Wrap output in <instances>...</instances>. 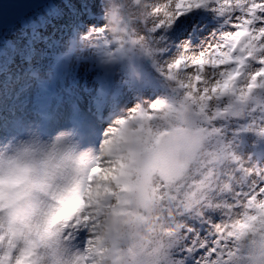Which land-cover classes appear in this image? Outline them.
<instances>
[{
    "label": "rangeland",
    "instance_id": "1",
    "mask_svg": "<svg viewBox=\"0 0 264 264\" xmlns=\"http://www.w3.org/2000/svg\"><path fill=\"white\" fill-rule=\"evenodd\" d=\"M50 1H44L42 5L37 8L36 10L32 11L28 15H26L22 20L15 23L12 28H4L0 32V49H2V54L0 55V75L7 73L10 74V69L8 70V67H11V63H4L7 59V56H11L10 59L11 62H16V60L23 61V58L26 55H37V50L39 52H42L43 55L46 57H52L55 55V57L61 56L59 61L60 66V78H64L63 80L59 81L57 85V91L55 92V96L51 103L46 106L44 109L45 112H65L68 109L69 104L73 99H76L79 97V95L83 94L88 97V93L93 94L94 88L96 83L94 82V79L90 77V79H87L85 72L90 69L88 67V63L86 62H77L76 56L78 53L72 52L71 55H69V49L72 39V33L70 36H67L68 33L71 31H66V29L60 30L57 29V25H54V30L57 31L56 34L49 35L47 34L48 30L43 34L41 32V39H38L36 41L41 42L42 44L33 46L30 43L31 38H29L31 33H36L39 31L38 26H43L47 24L50 26L53 20V17L60 18L64 17L62 14H70L72 17L75 13L77 7L79 5L76 4L72 5L67 2V8L62 7L63 5L60 4L61 1L59 0H51ZM107 0H93V3L89 9V19L98 21L100 25L106 24L107 21H101L106 14L105 10V3ZM114 1L113 5L110 6V8L117 9V11H120L121 5H127L126 8L122 9V15L125 17V23L122 26L123 30L118 31L114 34V39L112 41H102L100 46V54L97 55L98 58L103 57L107 58L110 54L112 56H119L118 59H115L113 63H105L103 62L101 68H99L98 71H101L102 73L108 72V76L106 78V84L107 88L110 85V82L114 79H119L121 76V69L119 67V64H121L125 60L134 61L138 66H140L143 70L149 72L152 74V76L155 78L153 81V84L151 87H149L145 93H144V99L147 100L149 97L155 99L157 97H160L162 99L171 100L176 97V92L174 91V82H169L165 76L161 75L160 72L156 68V62L153 58H150L149 56L143 54L140 50V48L137 46V44H133L131 42L124 43L122 45L118 44V41L124 40L126 37H130V40L134 41L137 40L138 37L144 36L147 32V28L150 27V25H147V22L144 21L142 10L138 9L135 4L133 3V0H112ZM66 3V2H65ZM60 4V5H59ZM53 5H55L56 8H53ZM57 11H60V14H55ZM47 15L46 19L44 15ZM40 18H36V17ZM59 16V17H58ZM67 21V19H64V21L59 25H64ZM19 26L17 27V25ZM228 23L224 22L222 16L218 17L213 14V12L208 11L207 9H197L194 10V12L189 13L187 16H181L179 20L175 22V24L169 29L168 31L164 33H160L165 39H167L168 44L170 46L175 45L178 46L180 41H183L182 36L184 33H186V37L191 39V43L194 47L199 48L201 45L207 47L208 44L213 42L214 34H219L224 32V28L226 27ZM147 25V27H146ZM197 25L199 26L197 30ZM16 27L15 29H13ZM22 27H24L22 30H20ZM38 27V28H37ZM69 30V29H67ZM231 30H235L231 27ZM156 36L157 34H153ZM241 35V34H239ZM240 37V36H239ZM261 40L260 35L252 36L250 33H246V35L243 36V39L241 43L237 46V51L240 54L239 59L236 61L239 63H244L249 57H254V54L257 53L260 49L258 47L259 41ZM35 41V40H33ZM187 41V40H186ZM112 43H117V46L121 49L120 53H117L116 48H109V45ZM231 43H236L235 40L231 41ZM5 44V45H4ZM6 44L10 46H22V47H28L26 50V53L21 54H13L11 53L12 50L10 49V46H6ZM50 46V49H47V46ZM171 47V50L165 49L163 56H166L167 59H171L176 54V47ZM31 48L32 51H29ZM228 50L224 52L218 53L219 60L217 61V64L223 63L225 64V61L228 57ZM28 52V53H27ZM103 52V54H102ZM234 53H236V50H233ZM93 54L96 55V50H93ZM17 57H16V56ZM22 56V57H20ZM39 56V55H37ZM63 56L67 57L72 62V67L69 69L68 73L65 74L64 70L61 68V65L65 62V58ZM75 56V57H74ZM234 56V55H233ZM74 57V58H72ZM30 58V57H29ZM29 58H26L28 60ZM236 58V57H235ZM25 60V63H26ZM51 60V59H50ZM53 60V59H52ZM51 60V61H52ZM50 61V62H51ZM48 61V64L50 63ZM53 62H56L55 59ZM203 62L201 61V65ZM54 63L52 64V66ZM92 65V64H91ZM241 65V64H240ZM29 66L26 65L25 68H28ZM94 67V66H93ZM95 67H99V65H95ZM239 67V66H238ZM5 68V69H2ZM22 68L21 73L25 71L26 76H24L27 80L30 78L27 72V69L24 70ZM33 69V68H31ZM33 74H35L31 70ZM230 71V70H229ZM46 72V78L45 80L48 81L51 75V69H45ZM235 72V71H234ZM234 72L230 71V79H226L224 84L231 83V77L233 76ZM239 72V70L237 71ZM259 75H264V73H258L254 76H252L251 82L248 81L247 75H242V72H240L239 77V85H235L230 91L229 96H225V100L223 101L224 110L221 113H226L231 110V108H235L237 111L238 116L236 117H226L227 122L233 123L235 127H237L238 123H236L237 120L240 118H246L248 119V124L245 125V127L241 128V130H235L238 135L242 137L240 140V144L243 146V149L246 150V154L248 156H252L253 150L256 151L257 157L259 158L262 154H264V146H257L256 144V132L255 129L252 131H249V127L253 125L256 121L263 120L264 121V112H261L260 110L264 108V88H261L259 85L255 83V80ZM2 77V76H1ZM33 80H36V78H32ZM30 79L29 84L31 86H27V84L22 86V90L17 91V94H19V98L14 100V93L15 87H19V83L15 82L14 80L6 81L7 89L5 92L7 94L2 95L4 92H0V100L4 99V102L0 106L2 109H7L8 111L4 110L0 112V118H3L5 120H10L13 118H18L21 120H34L37 117V114L40 113L43 110L44 106L36 104V102L32 101L33 98L28 97L29 94L33 95L34 91L38 88L37 82ZM32 82H34V86H32ZM74 81L76 82L74 86ZM89 81L91 84H89ZM55 85V88H56ZM16 87V88H17ZM106 88V89H107ZM220 94L225 95V90L222 88L220 90ZM246 96V98H245ZM128 97L130 99V106L123 108L118 115L117 118H119V115L124 114L127 112V108H131L137 103H139L134 96L128 94L127 92L121 97ZM31 100V105L29 104V100ZM135 99V100H134ZM27 103L29 105H27ZM88 104V101L85 102ZM120 103V101H119ZM7 104V106H6ZM10 106V107H8ZM23 110V111H17ZM25 109H29V111H24ZM82 111V110H81ZM84 112V111H83ZM151 113V112H150ZM220 113V114H221ZM154 114V113H153ZM4 116V117H2ZM152 117V116H150ZM129 122V125H125L124 123ZM166 123V121L164 122ZM224 125H221L223 127ZM231 127V126H230ZM121 128H127V131H129L128 135L132 139V129L144 130L147 134L151 131L154 132L155 138L162 136L163 139H165L164 134L170 133V131L167 128H164L162 126V122L158 121L156 119L150 120V121H144L140 120L139 118L133 120L132 118L129 119V121H122L117 128H113L105 139V141L101 144L102 137H97L92 140H84L80 135H73L74 138H76L79 141L83 142V147L87 150V152L95 159L94 155H92V150L96 147H102L103 152H101V156L103 157L105 155V158H103V161L105 162L102 167L97 168L96 175L93 174L92 180L95 179V183H91L86 187L84 185L83 188V194L78 196L75 201H78L80 203L83 202L84 205H82L84 208L89 207L92 204H95L97 206V210H101L103 208L111 207L110 201L116 200L117 203L120 198H122L121 194L123 191H121V186L124 184H130L132 186L136 185L138 183V168H139V162H137V158L133 159L134 156L130 154V151H127L130 148V144L126 145L122 142V135H121ZM157 129V132L155 133L154 129ZM39 132L38 130L33 129L29 133H35ZM49 135V134H45ZM9 136H16V135H3L0 134V137H9ZM212 133H208L207 135L201 134L200 136V144L197 149V163L195 162L192 167L191 171H186L183 175L178 177L177 179H174L170 183H164L162 182L158 177L157 181L163 184V186H168V188L161 194V196H164V199H162L159 203L153 200L151 198V195L149 196L150 206L148 208V211L155 214L159 218V226L161 232L167 231V233H171L176 238V241L172 243H179L180 239H185L188 243L190 248L195 247V243L190 240L192 236H194L196 233L203 234L205 236V240L208 242L207 250L204 251L205 255H209L211 251L217 252L216 255H219L217 259H221L225 254L229 252H233L234 248L232 247V250L228 251L226 249L216 250L218 247L217 243L214 242L211 230V224L208 223L206 220V225L199 226L194 228L195 223L200 224V220L202 222L203 216L205 214L202 212L203 208L207 211H211L213 207H216V203H219L221 200H223V205L227 204V202L230 200V196L233 194L232 191H225L220 192L215 189L216 180L218 179V173L220 172L222 165H227L229 162H234L236 159H238L235 156V153L232 151H229V145L220 143L218 146L213 145L211 148L208 147L210 140H211ZM161 140L158 143H161L164 140ZM108 143L110 152L104 151V145ZM126 146H124V145ZM158 144L151 145L148 148H145L144 150L151 151L153 150ZM126 147V149H125ZM194 152V151H193ZM132 160L134 161L132 163ZM193 171V172H192ZM251 174L250 172L248 173ZM125 175V177L121 178V176ZM153 177V178H154ZM112 178H118L119 183L115 184L111 181ZM91 180V181H92ZM153 181V179H152ZM176 182V183H175ZM237 184V188H239V191L235 192V195H237L240 199L241 197L247 202H250V205H247L251 209L252 216L254 215V210L256 208V202L255 196L251 197L248 195L249 192L254 188V185L248 184V178L246 176H241L238 180L234 181ZM152 183V182H151ZM242 184V185H240ZM175 188V192L178 194L174 196L173 198H170V195L168 194L169 187L172 186ZM114 186V187H113ZM134 188V187H133ZM85 189L88 190V193L85 194ZM180 189V191H178ZM149 193V189H148ZM232 197L236 198L237 196ZM208 200V203H203V201ZM232 207L240 205L239 201H236L235 199H232ZM129 204V201H127ZM252 203V204H251ZM241 204H244V201H241ZM253 205V206H252ZM256 205V206H255ZM163 208V215L167 220V223H161V217L160 213ZM236 208V207H235ZM211 209V210H208ZM121 211L124 212V208L122 206ZM248 213L244 214L243 217V226H236L232 227V231L228 233L229 237H234L235 234L242 235L243 237L245 235V231L243 230V227H249L247 223L250 220V216ZM81 221L85 219L84 216L80 217ZM176 223V227L174 231H169L171 224ZM209 224V225H208ZM232 226V223H228L226 227L224 228L223 235L227 229H229ZM253 227L250 226L249 229ZM192 228V229H190ZM240 228L241 230L237 229ZM191 233L188 234V231ZM87 231L81 230L77 232L72 239L77 241V244L81 247L84 244V240L86 236L84 235ZM162 232V233H163ZM251 233H258L257 230L251 231ZM83 234V235H82ZM85 236V237H84ZM84 237V238H83ZM84 239V240H82ZM219 239V238H217ZM223 241L224 237L221 238ZM231 240L226 239V244H229ZM166 243V240H160V250L157 256V264H171L168 261V258L166 257L168 252L171 251L170 246L171 244ZM211 245V247H210ZM169 250L167 251V249ZM219 253V254H218ZM236 258V257H235ZM223 259V258H222ZM180 260V258H179ZM162 261V262H161Z\"/></svg>",
    "mask_w": 264,
    "mask_h": 264
},
{
    "label": "snow or ice",
    "instance_id": "2",
    "mask_svg": "<svg viewBox=\"0 0 264 264\" xmlns=\"http://www.w3.org/2000/svg\"><path fill=\"white\" fill-rule=\"evenodd\" d=\"M92 3L93 0H77L79 7L72 18L64 25L58 24L56 27L72 32L69 55L75 50L78 53L77 62L95 66L102 41H112L114 34L123 30L125 17L122 15V9L127 5H121L118 12L117 9L110 8L106 2L104 7L107 23L101 26L98 21L89 19ZM133 3L142 10L143 19L150 27L147 28L146 34L137 40L132 41L130 37H126L118 41V44L127 42L137 44L143 54L153 58L160 74L169 82H174L176 92L174 99L149 97L145 100L144 93L152 86L155 78L134 61L125 60L119 64L122 73L119 79L112 80L106 90L87 94V113L81 111L79 98H76L71 101L65 112H41L34 120L0 118V134L21 135L35 129L51 135L60 129H70L84 140L102 136V144L111 130L119 127L122 121H129L130 118L135 120L138 117L147 118L152 116L149 114L151 112L155 113V119L161 121L164 128L174 134L194 136L212 133L209 148L214 144L218 146L221 142L229 145V151L234 152L238 159L221 166L215 189L220 192L232 191L235 194L240 189L234 181L246 176L249 185L255 182L254 188L248 194L250 198L255 196L257 201L264 200V186L261 184L264 181V154L258 158L255 150L252 156L243 151V146L239 143L242 137L230 127L226 117L220 118L224 105L213 94L214 89L219 88L226 79H230V71H241L248 76L247 82H251L252 76L264 73V0H133ZM197 9H207L218 17L222 16L224 22L235 30L214 34L213 42L207 47L203 45L199 48L194 47L190 38L187 41H180L178 46H170L160 33L171 29L181 16H187ZM237 12L240 15H235ZM198 28L197 25V30ZM244 32L252 36H261L258 44L260 50L254 57L244 61L239 68L236 63H220L217 66L219 60L217 54L229 49L231 41ZM154 33L157 35L154 36ZM173 46L176 47V54L169 60H163L164 50H171ZM109 48H116L117 53L121 52L117 43L110 44ZM93 50H96V55L93 54ZM118 58V55L110 54L104 58V62L113 63ZM71 67L72 62L65 57V62L61 65L65 74ZM239 83L237 80L236 84ZM255 83L264 88V75H259ZM75 84L74 81V86ZM126 92L134 96L139 103L128 108L126 113L117 118L120 112L119 101ZM260 111L264 112V108ZM253 129L256 132L257 146H264V121H256L248 130ZM203 203H208V200ZM87 228L86 224L70 225L67 235L73 239L81 230L88 233ZM230 231L232 226L225 231L224 236L232 240L234 237L228 236ZM229 255L235 259V252H230Z\"/></svg>",
    "mask_w": 264,
    "mask_h": 264
},
{
    "label": "clouds",
    "instance_id": "3",
    "mask_svg": "<svg viewBox=\"0 0 264 264\" xmlns=\"http://www.w3.org/2000/svg\"><path fill=\"white\" fill-rule=\"evenodd\" d=\"M95 166L70 129L0 137V264H157L159 218L140 193L70 212ZM81 224L88 238L77 249L67 232ZM236 251L242 264H264V231L241 237Z\"/></svg>",
    "mask_w": 264,
    "mask_h": 264
},
{
    "label": "bare ground",
    "instance_id": "4",
    "mask_svg": "<svg viewBox=\"0 0 264 264\" xmlns=\"http://www.w3.org/2000/svg\"><path fill=\"white\" fill-rule=\"evenodd\" d=\"M44 1H48V2L50 1V3H52L51 0H44ZM59 1H61L60 2L61 5L65 4L62 7L67 8V7H70V6L66 5L67 2L72 4V5H74V4H76L77 0H59ZM106 2L110 6L113 5V3H114V1H112V0H107ZM53 8L58 9L57 7H55V5H53ZM59 12L60 11H57L55 14H59ZM70 14H67V12H66V14H62V16L64 17V19L70 20L72 18L70 16ZM235 15H240V13L237 12ZM44 16H45L46 19H48L46 14ZM105 17H106V14H104V16L102 17L103 19L101 21H103V20L107 21ZM36 18H40V16L39 17L37 16ZM64 19L62 17H60V18L53 17V19H51V20H53L52 21V23H53L52 26H49V27H47L45 25H43L41 27L38 26L40 28L39 31L36 32V33H31L30 36H29V38H31L30 43H31L32 47L42 44L41 42H38L36 40L41 39V37H42L41 35H43L47 30H48L47 34H49V35L56 34L57 31L54 30V28H53V27H55L54 25L61 24L64 21ZM103 25H105V24H102L101 26H103ZM18 26H19V24L17 25V27ZM15 28L16 27H14L13 29H15ZM23 28L24 27H22L20 30H22ZM230 29H231V25L227 24L226 27L224 28V32L225 31H229ZM66 31H70V30L66 29ZM41 32H43V34H41ZM71 33L72 32L70 31L67 36H70ZM244 35H246V34H244ZM182 38H183V41H186V40L189 39L188 37H186V33H184ZM33 40H35V41H33ZM6 46L8 47L10 45L6 44ZM233 46L234 45L231 44L232 48H233ZM10 47H11L10 49L12 50L11 53H13V54L26 53V50L28 49V47L24 48L22 46H10ZM47 49H50L49 45L47 46ZM29 51H32L31 48L29 49ZM74 53H76V51ZM0 55H4V54H2V49H0ZM37 55H39V56H37ZM37 55H33V54L26 55L23 58V61H20L18 59L14 63L10 61V59H13L14 57L11 58V56H7V59L5 60L6 62H4V63H8V62L11 63L10 64L11 67L7 68L8 70L10 69L11 73L7 74V73H9V72H7V73H4V74L0 75V92H4L2 95L7 94V92H5V90L7 89L6 81L14 80L15 82L20 84L19 87H17V86H16L17 88L15 87V91H16V93H14V100H15V99L19 98V94H17V91L22 90V86L24 84L25 85L27 84L28 87L31 86V84H29V82H30V79H32V77L36 76L35 78L36 79L38 78L37 80L39 82H42V81L45 80V78H46L45 69H49L50 68V64L51 63L48 64V61L50 62L51 57L50 56L46 57L45 55H43L42 52H39V50H37ZM239 55L240 54L238 52H236V59L237 60L239 59ZM20 57H22V56H20ZM74 57H72V58H74ZM26 58H29V59L26 60ZM162 59L163 60H169V59H167L166 56H164ZM25 60H26V63H25ZM239 63L241 65L244 64V63H241V61ZM26 65L29 66L28 68H25V69H27L28 75L30 77L28 80L24 77V76H26L25 71L23 73H21L22 68L24 69V67H26ZM88 65H90V64L88 63ZM217 66H219V64H217ZM31 68H33V69H31ZM2 69H5V68H2ZM55 69H57V67ZM31 70H34L35 74H31V72H32ZM92 71H96V70H90L89 72H92ZM89 72H88V74H89ZM88 74L85 73L87 79L90 78V76ZM54 75H55V73H52V75L50 77V82H51V78ZM242 75H244V74L242 73ZM239 77L240 76H238L237 78H235L233 80V84L226 85V86H224L222 84L219 88L213 90V94L217 96V99L220 101L221 104H223V101L225 100L224 99L225 96H229L228 95L229 91L236 85V81L239 79ZM61 79H63V78H61ZM37 80H33V81H37ZM31 83H32V86H34V82L31 81ZM90 83L91 82L89 81V84ZM222 88H225V95L224 94H222V95L220 94V90ZM32 94L33 95L29 94L28 97L32 96V98H33L32 101L33 102L35 101L36 104H38V105L44 106L43 109H45L46 106H47V102L45 101L44 96L41 94L40 89H37ZM221 97H222V99H221ZM78 98H79V106H80L81 110L84 111L85 113H87L88 104H86L85 102L88 101V97L86 96V94L85 95H83V94L81 95L80 94ZM245 98H246V96H245ZM28 100H29V104L31 105L32 104L31 100L29 98H28ZM130 101L131 100L128 99V97L121 98L120 99V103H119L120 111L123 110V108H125V107H129L130 106ZM3 102H4V99L0 100V106L2 105ZM29 104L27 103V105H29ZM6 106H7V104H6ZM8 107H10V106H8ZM4 110L8 111L5 108L4 109L0 108L1 115H2V112ZM17 111H23V110L17 109ZM24 111H29V109L28 110L25 109ZM149 114L152 115V117L148 116L147 118H145V117H138V118L140 120H142V122L150 121V120L155 119V113L154 114L153 113H149ZM2 117H4V116H2ZM18 117L19 116H17L16 118H18ZM260 121H263V120H260ZM227 123L231 127H233L235 130H241V128L245 127V125L248 124V119H246V118H242L241 119L240 118L239 120H237L236 121V123H238L237 127H235V125L233 123H230V122H227ZM127 125L130 126L129 124H127ZM105 127H107V125ZM157 129L158 128L154 129L155 133L157 132ZM127 132L129 133V131H127V128H124V131L122 132V134L125 137L123 139H127L126 135L129 136L127 134ZM130 132L132 133L131 134L132 135V141H131L132 146L128 150H131L132 152H134V155L139 154L142 150H144L145 148L150 147L151 145L158 144V142H160L162 140V136H160V137H158L156 139L154 132H151V131L147 134L142 129L134 130V128H133L132 131L130 130ZM197 149L193 152V154L190 157L189 168H188L189 172L191 171L192 165L195 162L197 163V161H198L197 152H196ZM104 151L105 152H110L108 143H106L104 145ZM243 151H246V150L243 149ZM101 152H103V148L102 147H98V148L96 147L95 149L92 150V155H94V157H95L94 162H95L96 166L92 168V175L88 178L89 182L86 183L88 185L90 184V181L92 180L93 174L96 173L97 168L102 167V165H104V163H105L103 161V158H105V155L102 157L101 156ZM155 161L158 162L159 160L156 159ZM254 184H255V182H253V185ZM261 184L264 185V181H262ZM167 188H168V186H163L157 180H153V182H152V184L150 186V189H149V194L151 195V198L156 201V204H157V202L159 203L162 199H164V196H161V194ZM178 191H180V189ZM85 193L87 194L88 191L85 190ZM168 194L170 195V197L168 199L173 198L174 196H176L178 194L177 192H175V188L173 187V185L169 187ZM234 195L235 194H232L230 196V200L227 202V204H225V206L223 205V200H221L219 203H216L217 204L216 207H213L212 210L208 209V210H211V211H207L206 209L203 208L202 212L205 214V216H203L202 222L200 220V224L197 222V223H195V226H194V228L199 227V226L200 227L204 226V225H206V220L208 221L209 224H211L210 226H211L212 234L214 233L211 238H213V240H215L214 242H216L217 245H218L217 246L218 248L216 249L217 251L218 250L222 251V249H226L228 251L232 250V246H233L232 243L229 242V244H226V238L223 235L224 228L226 227V225L228 223H232V227H236L238 225L239 226H243L242 225L243 224L242 215L244 216V214H247V213L250 214V212H251V209L248 206H246V204H248V201L246 202L242 197L240 199L237 195H235V196H237L236 198H232V197H234ZM232 199H235L236 201H239L240 205L235 206L236 208L232 207L231 203H232V201H234ZM241 201H244L243 205L241 204ZM262 201L263 200L257 201V199L255 198V202L258 203L256 205H259ZM262 207H260V209H258L256 213H258L259 210L263 209ZM161 215H162L161 223H167V220H166V218L163 215V208H162V211L160 213V216ZM258 222L259 221H257L256 219H253V221L251 222V224H253L255 229H257V230H259L258 229V227H259ZM175 227H176V223L171 224L169 231H174ZM190 229H192V228H190ZM189 233H191V230H190V232L188 231V234ZM248 233H251V232L247 231V234ZM258 233H260V231H258ZM174 236L172 235V232L171 233H167V231L165 230L162 233L161 240H164V241L166 240V243L170 244V243L176 241V238ZM223 237H224V239H223V241H221L222 240L221 238H223ZM87 238H88V236L85 239H87ZM217 238H219V239H217ZM82 240H84V239H82ZM190 240H192V242L195 243V247L194 248L188 247L189 243L183 238L180 239L179 243L176 242V243H172L171 244V246H170L171 251H169L167 256H166L168 258L169 263H171V264H242L241 260L236 259V258L234 259L233 257H231L229 255L230 252L225 254L222 257L223 259L221 261H218L216 256H215V254H212L211 252H210L209 255H205L204 251L207 250V246L210 243L208 244V242L205 240V236H203V234L196 233L194 236H192V238ZM85 243H86V240H84V244L81 247L80 245L77 244V241H75V240L72 241L73 247L77 248V249L83 248ZM210 247H211V245H210ZM168 250H169V248L167 249V251ZM217 256H219V255H217ZM179 258H180V260H179Z\"/></svg>",
    "mask_w": 264,
    "mask_h": 264
},
{
    "label": "water",
    "instance_id": "5",
    "mask_svg": "<svg viewBox=\"0 0 264 264\" xmlns=\"http://www.w3.org/2000/svg\"><path fill=\"white\" fill-rule=\"evenodd\" d=\"M42 3L43 0H0V31L12 26ZM198 142V135L172 133L156 151L144 155L141 162V173L142 197L145 207H147L145 192L151 177L157 172L165 182L180 177L187 169L188 157ZM156 159L159 161L156 162Z\"/></svg>",
    "mask_w": 264,
    "mask_h": 264
}]
</instances>
